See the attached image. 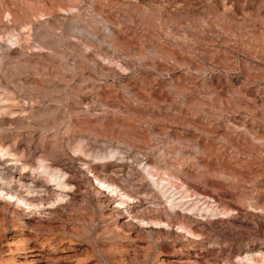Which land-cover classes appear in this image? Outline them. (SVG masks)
Instances as JSON below:
<instances>
[{
	"label": "rangeland",
	"instance_id": "1",
	"mask_svg": "<svg viewBox=\"0 0 264 264\" xmlns=\"http://www.w3.org/2000/svg\"><path fill=\"white\" fill-rule=\"evenodd\" d=\"M0 264H264V0H0Z\"/></svg>",
	"mask_w": 264,
	"mask_h": 264
},
{
	"label": "bare ground",
	"instance_id": "2",
	"mask_svg": "<svg viewBox=\"0 0 264 264\" xmlns=\"http://www.w3.org/2000/svg\"><path fill=\"white\" fill-rule=\"evenodd\" d=\"M30 190V189H29Z\"/></svg>",
	"mask_w": 264,
	"mask_h": 264
}]
</instances>
